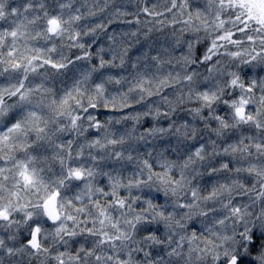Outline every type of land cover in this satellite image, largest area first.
I'll return each mask as SVG.
<instances>
[{
  "label": "clouds",
  "instance_id": "obj_1",
  "mask_svg": "<svg viewBox=\"0 0 264 264\" xmlns=\"http://www.w3.org/2000/svg\"><path fill=\"white\" fill-rule=\"evenodd\" d=\"M0 264H264V0H0Z\"/></svg>",
  "mask_w": 264,
  "mask_h": 264
}]
</instances>
